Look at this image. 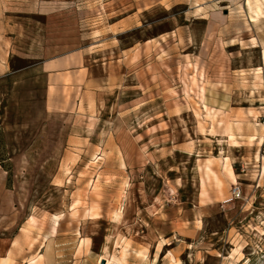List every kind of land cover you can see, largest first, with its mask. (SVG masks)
I'll return each mask as SVG.
<instances>
[{"label": "rangeland", "instance_id": "374dc122", "mask_svg": "<svg viewBox=\"0 0 264 264\" xmlns=\"http://www.w3.org/2000/svg\"><path fill=\"white\" fill-rule=\"evenodd\" d=\"M0 16L36 57L0 77V264H264V0ZM66 52L74 67L42 72Z\"/></svg>", "mask_w": 264, "mask_h": 264}, {"label": "crops", "instance_id": "0c3cea01", "mask_svg": "<svg viewBox=\"0 0 264 264\" xmlns=\"http://www.w3.org/2000/svg\"><path fill=\"white\" fill-rule=\"evenodd\" d=\"M26 27L18 22H8L2 19L0 16V77L10 76L13 73L18 74L22 73L26 68H20L17 71H13L11 69L10 61L13 58H17L20 60H33L36 57L31 55H21L20 53L24 51V37L28 33H26ZM40 28L37 26L31 27V32L29 33L30 41L36 43V39L38 37V32ZM36 46V45H35ZM36 48V47H35ZM42 53V51H41ZM71 53V52H70ZM69 52L61 55H47L43 58L40 63V68L42 72L46 74L58 72L62 70H68L74 67V64L71 60V54ZM33 54V53H32ZM40 59H38L40 61ZM45 245L41 247L42 254H44ZM6 264L5 260L4 263Z\"/></svg>", "mask_w": 264, "mask_h": 264}, {"label": "built area", "instance_id": "2783aa9c", "mask_svg": "<svg viewBox=\"0 0 264 264\" xmlns=\"http://www.w3.org/2000/svg\"><path fill=\"white\" fill-rule=\"evenodd\" d=\"M240 197H241L240 190L238 188L234 187L233 190L231 191L230 199L232 201H235V200L240 199Z\"/></svg>", "mask_w": 264, "mask_h": 264}, {"label": "bare ground", "instance_id": "6f19581e", "mask_svg": "<svg viewBox=\"0 0 264 264\" xmlns=\"http://www.w3.org/2000/svg\"><path fill=\"white\" fill-rule=\"evenodd\" d=\"M228 173H229V176H230L231 181L233 182V184L236 183V181H235L233 175L231 174V171L230 170H228ZM106 264H109V261H106Z\"/></svg>", "mask_w": 264, "mask_h": 264}, {"label": "water", "instance_id": "95a60500", "mask_svg": "<svg viewBox=\"0 0 264 264\" xmlns=\"http://www.w3.org/2000/svg\"><path fill=\"white\" fill-rule=\"evenodd\" d=\"M102 264H104V263H102Z\"/></svg>", "mask_w": 264, "mask_h": 264}]
</instances>
